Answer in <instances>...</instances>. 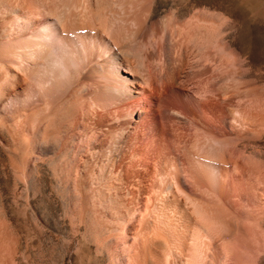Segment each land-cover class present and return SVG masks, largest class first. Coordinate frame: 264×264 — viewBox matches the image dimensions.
I'll list each match as a JSON object with an SVG mask.
<instances>
[{
  "label": "rangeland",
  "instance_id": "rangeland-1",
  "mask_svg": "<svg viewBox=\"0 0 264 264\" xmlns=\"http://www.w3.org/2000/svg\"><path fill=\"white\" fill-rule=\"evenodd\" d=\"M82 1L79 20L78 0L3 8L0 58L19 68L0 70V264H264V0ZM141 63L138 99L108 89ZM65 97L75 116L44 155L55 138L31 128ZM138 107L105 174L98 122ZM65 148L78 169L98 150L88 189L54 173Z\"/></svg>",
  "mask_w": 264,
  "mask_h": 264
},
{
  "label": "bare ground",
  "instance_id": "bare-ground-1",
  "mask_svg": "<svg viewBox=\"0 0 264 264\" xmlns=\"http://www.w3.org/2000/svg\"><path fill=\"white\" fill-rule=\"evenodd\" d=\"M21 1L22 0H0V20H1V18H3L5 16V14L8 13L7 11H4V9H5L4 7L6 5L13 6L11 11H13V10L16 11V9H19L21 7V3H22ZM90 1L92 3H94V5H96V7H98L99 4H101L99 0H90ZM78 2H79V4L75 8V12L73 13L74 17H75V20H79V18L81 17L80 16L81 15L80 14V7H81V5H80L81 3L80 2H83V1L82 0H78ZM93 7H95V6H93ZM119 49H120V52L123 54L122 56H124L126 54V50L124 48L123 49L119 48ZM120 52H117V54H116L117 58H122L119 55ZM9 64L10 63H8L6 60H4L3 58L2 59L0 58V70H7V72H9V73H14L13 71L16 70V68H19V65H16L15 63L12 66L5 67V66H7ZM5 73H6V71H5ZM130 73L133 74L136 77L138 82L131 83V84L129 82L128 83L124 82V85H123V83L122 84L119 83L117 85H112V86L110 84V86H108V89L111 92L117 93L122 99H127V100H131L132 99V100H134L135 98L138 99L137 95L142 92V88L143 87H145V86L149 87V85H151L150 82H151V80L153 78V71H152V69L150 67H147L145 65V63H141L140 66L131 67ZM175 79H176V77H174V81H176ZM74 88H75V89H73L74 93H79L81 91V89L78 86L74 87ZM74 93H73V95H74ZM65 98L66 99L61 101L59 104L54 105L53 107L51 106V108H48L49 111H47L48 113H46L45 115L44 114H38L37 118H36V121H35L36 124L35 125L33 124V128H31L32 134L34 136V138H32V139L35 140V142H37V143L39 142L40 145L41 144L43 145L44 143L46 144L45 141H47V140H45V139L48 136H54V138H55V140H54L55 142H53L54 146L50 147V146H47V145L46 146L45 145L44 146L41 145L42 146L41 147V152L44 155H48V153H50L51 151L57 149V147L59 145V136H57V135H60L59 132L63 133L64 128H67L68 126H70V124H71V122L73 120V116H75V114H74L75 110H73L74 108L72 107V105H70L71 104V102H70L71 100H69V97H65ZM70 98H72V95H71ZM133 102H135V101H133ZM143 110L144 109L142 107H138V108H135V110L133 112L135 114L134 117H133V115L131 113V115H129V114L124 115L121 119L120 118H116L113 121H109V124H107L106 121H104V122H106V124L104 122L103 123H99L98 122V125L96 124L97 128H100V130H99L100 136H108L109 139H110V142H109L110 146H108V148H106V149H108L107 152H105V151L104 152H100V155H101L100 157L104 158L105 161H106V163H105L106 164V168H104V170L106 171L105 174L106 173H110L111 168H112L111 166H113V163L117 162L121 158V156L124 154V152L129 148V145H130L129 144L130 143L129 142V135H130L131 132H133L132 131L133 127H134L133 126V122H139L140 121V115L143 113ZM1 124H3L2 119H0V126H1ZM30 140H31V138H30ZM71 140H73V139H71ZM31 142H33V141H31ZM70 148H71V146H70ZM65 149L66 150L64 152L60 153V157L61 156L65 157L66 162L63 163L64 164L63 166L61 165L59 167H56L54 173H56L58 175V177L61 176L60 178L62 180H65V178H66V181H69L71 179V177H73L74 175H77L76 172H78V170H79V173H78V177L79 178L78 177L75 178L77 180L74 181V184H75L76 189L82 191V190H84L87 187V184L85 182H83L81 177L85 176L84 175L85 172H88L87 168L91 167V164L95 160L96 155L99 157L98 153L96 152L98 150L97 149H96V151L95 150L94 151L91 150V154L92 155H90L87 159H85L83 161L82 166L80 167L82 169H78L77 160L75 158L76 156H73L74 154L72 153L73 150L71 151V149H67V148H65ZM81 150H79V151L81 152ZM76 152H77L76 154L78 155V151H76ZM65 159H63V160H65ZM53 164L55 166L56 163H53ZM79 166H80V164H79ZM110 177H111V175H110ZM106 179H107V177H106ZM110 179L111 178H109V180H107V181L105 180L106 182H105V184L102 185V189H106L107 192H109L110 197L113 198V199H116V198H118V196L114 195L115 196L114 197L111 194V192L113 193V191H114V186L115 185L111 184L112 182L110 181ZM87 189H88V187H87ZM91 190H92V188H91ZM90 194H88V195H90ZM91 199H94V198L92 197L89 200L91 201ZM86 202H89V201L87 200Z\"/></svg>",
  "mask_w": 264,
  "mask_h": 264
}]
</instances>
